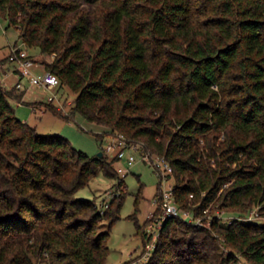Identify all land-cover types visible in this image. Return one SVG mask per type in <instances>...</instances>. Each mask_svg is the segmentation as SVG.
Returning a JSON list of instances; mask_svg holds the SVG:
<instances>
[{
  "label": "trees",
  "instance_id": "trees-1",
  "mask_svg": "<svg viewBox=\"0 0 264 264\" xmlns=\"http://www.w3.org/2000/svg\"><path fill=\"white\" fill-rule=\"evenodd\" d=\"M0 16L77 93L68 115L33 107L164 157L178 206L212 214L168 218L145 264H264V223L248 217L264 218V0H0ZM25 88L0 82V264H107L128 194L118 159L22 121L11 100ZM100 172L117 179L112 199L77 198Z\"/></svg>",
  "mask_w": 264,
  "mask_h": 264
},
{
  "label": "rangeland",
  "instance_id": "rangeland-1",
  "mask_svg": "<svg viewBox=\"0 0 264 264\" xmlns=\"http://www.w3.org/2000/svg\"><path fill=\"white\" fill-rule=\"evenodd\" d=\"M82 6L88 9L92 7L87 3H82ZM1 24L3 27L0 28V62L5 63L8 67L0 68V77L4 78L3 85L11 88L15 85L18 76L16 72L8 70H11L12 66H14V64L11 63L10 65V62L7 61L10 45L17 42L23 46L24 43L20 37V30L14 25H10L9 20L2 18ZM47 59L49 60L51 57H47ZM37 62L44 69L43 64L40 61ZM8 72L11 73L10 76H6ZM22 82L26 87H24L26 89L24 101L11 100L17 116L22 121L35 127L38 133L42 135H60L67 138L77 149L89 155H97L106 148L111 136L104 134L103 139L97 137V134H103L107 131V128L104 126L90 122L78 113L70 116V118H66L53 113L51 110H45V108H41L39 105L35 109L32 106L34 101V103L50 102L49 96L55 93L56 99L51 102L57 105V108L64 115H68L72 111V103L77 93L69 87L59 88L51 93L41 87L31 86L26 78ZM135 156L136 161L124 176L128 194H126L120 210V218L115 221L110 231L108 238L110 253L107 264H124L126 262L130 264L140 261L139 259L143 256L142 251L144 247L139 227H143L145 223H147L146 227H148L150 223L148 215L156 209L154 200L157 198L156 194L160 183V176L151 162L142 158L141 152H135ZM115 165L117 168H128V165L124 161H116ZM116 182L117 179L108 177L103 172H100L98 176L90 181L89 185L81 188L76 193V197L81 199H96L99 204L109 202L116 190ZM167 184H175L173 176L169 177ZM140 189H142V194H140ZM217 211L227 220L236 217L233 214L225 212L224 209H217ZM255 212L256 209L249 212V214L253 213L254 221L264 223V218L256 217L255 219ZM211 215V213H207L205 219L210 220Z\"/></svg>",
  "mask_w": 264,
  "mask_h": 264
},
{
  "label": "built area",
  "instance_id": "built-area-1",
  "mask_svg": "<svg viewBox=\"0 0 264 264\" xmlns=\"http://www.w3.org/2000/svg\"><path fill=\"white\" fill-rule=\"evenodd\" d=\"M2 17L0 16V28ZM9 61L14 64L16 70L19 71L20 81L17 83V87L23 89L25 85L23 84V79L26 78L31 86L41 87L53 93L59 88L60 80L56 74L50 71H37L38 63L31 58L26 47L14 43L10 45V52L8 55ZM56 99V94L49 96V101ZM141 145L129 141L124 135L116 134L112 135L109 142L106 145L105 151L110 155L116 157L118 161H124L128 168L118 167V172L125 176L130 167L136 161L135 152H139ZM144 160H149L160 176L159 185V196L154 200V204L160 208V212L156 213V209L151 211L148 215L149 225L146 227V235L151 236L144 248L143 256L139 259L140 261L132 262L130 264H145L149 259L150 255L155 250L158 239L160 237V232L164 226L165 221L171 217H179L183 220H187L196 225H203L206 220L205 217H193L191 211L182 210L175 201L174 198V185H168L169 175L173 173V167L170 163L162 156L145 153L142 155ZM107 205V204H105ZM205 210L204 212H206ZM209 218V216H208ZM235 217L230 218L228 221L233 220ZM253 218V213L249 215V219ZM208 222H211L208 220Z\"/></svg>",
  "mask_w": 264,
  "mask_h": 264
},
{
  "label": "crops",
  "instance_id": "crops-1",
  "mask_svg": "<svg viewBox=\"0 0 264 264\" xmlns=\"http://www.w3.org/2000/svg\"><path fill=\"white\" fill-rule=\"evenodd\" d=\"M15 43H17V42H15ZM12 44H14V43H12ZM9 63V62H8ZM10 65H11V63H10ZM7 68L8 66L4 63V64H0V68L2 69V68ZM10 72H16L17 73V76H18V78L16 79V83H18L19 81H20V77H19V72H18V70H16V68L14 67V66H12V68H11V70L10 69H8ZM37 70L38 71H43V68H41L40 66H38V68H37ZM10 72H8V73H6V76H10ZM0 82L3 84V82H4V78L2 77H0ZM15 83V84H16ZM14 86V85H13ZM35 102V101H34ZM33 102V103H34ZM35 107L36 106H34L33 108L35 109Z\"/></svg>",
  "mask_w": 264,
  "mask_h": 264
},
{
  "label": "water",
  "instance_id": "water-1",
  "mask_svg": "<svg viewBox=\"0 0 264 264\" xmlns=\"http://www.w3.org/2000/svg\"><path fill=\"white\" fill-rule=\"evenodd\" d=\"M98 156H100V157L103 156V152H102V151L99 152V153H98Z\"/></svg>",
  "mask_w": 264,
  "mask_h": 264
}]
</instances>
